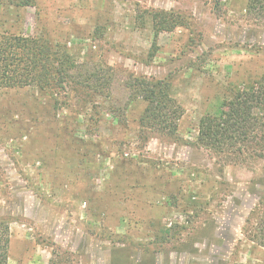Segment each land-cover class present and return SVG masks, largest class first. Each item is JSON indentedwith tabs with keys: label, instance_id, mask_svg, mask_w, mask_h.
<instances>
[{
	"label": "rangeland",
	"instance_id": "obj_1",
	"mask_svg": "<svg viewBox=\"0 0 264 264\" xmlns=\"http://www.w3.org/2000/svg\"><path fill=\"white\" fill-rule=\"evenodd\" d=\"M18 2L0 0V33L62 44L83 75L110 68L114 82L109 97L58 102L0 89L7 264H264V158L198 145L201 119L264 74V0ZM161 11L183 25L153 49ZM131 77L172 82L175 137L145 135Z\"/></svg>",
	"mask_w": 264,
	"mask_h": 264
},
{
	"label": "trees",
	"instance_id": "obj_2",
	"mask_svg": "<svg viewBox=\"0 0 264 264\" xmlns=\"http://www.w3.org/2000/svg\"><path fill=\"white\" fill-rule=\"evenodd\" d=\"M35 1L19 0L18 6L35 7ZM249 1V8H253L259 0ZM153 19L157 21L153 49L157 47L159 33L171 32L183 25L181 17L174 12H157ZM82 68L62 44L36 36L0 33V89L35 87L55 102L70 89L76 98L80 94L91 98L109 97L106 90L114 82L110 68L89 75H83ZM104 72L107 75H103ZM127 88L130 101L141 100L145 104L139 119L140 127L149 130L145 135L159 133L175 137L185 109L175 97L172 82L131 77ZM198 134L199 146L219 153L229 162L245 163L264 158V74L251 89L239 90L222 103L218 112L204 116ZM261 224L264 232V221ZM259 239L264 241V233ZM260 245L264 247L263 243ZM9 247V224L0 222V264L8 263Z\"/></svg>",
	"mask_w": 264,
	"mask_h": 264
}]
</instances>
